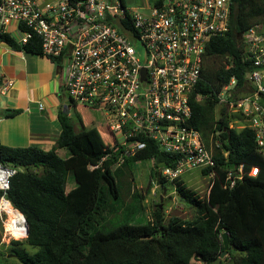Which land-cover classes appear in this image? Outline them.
I'll list each match as a JSON object with an SVG mask.
<instances>
[{
    "label": "trees",
    "instance_id": "16d2710c",
    "mask_svg": "<svg viewBox=\"0 0 264 264\" xmlns=\"http://www.w3.org/2000/svg\"><path fill=\"white\" fill-rule=\"evenodd\" d=\"M231 3L229 32L212 38L206 48L189 120L206 147L214 146L215 177L203 199L181 178L170 182L180 199L196 210V216L167 220L158 204L151 218L142 221L144 197L135 190L129 211L136 220L104 230L107 217L119 212L115 202L122 200L118 182L121 167L153 161L157 168L154 177L165 189L168 180L160 170L173 167L177 157L152 141L134 155L123 157L116 136L105 123L104 128L75 131L69 118L61 114L62 132L49 151L0 143V163L19 169L10 180L6 198L25 217L29 231L25 243L34 249L33 253L14 250L21 264H214L224 251V232L228 233L229 250L221 264H264V158L258 152L254 131L231 128L226 108L216 110V95L222 88L233 78L243 86L252 69V62L245 59L242 37L254 25H264V0ZM0 41L15 50L42 55L39 38L20 45L11 34H0ZM196 94L201 100L195 99ZM18 113L7 110L5 115ZM103 135L113 142L105 148ZM216 143L221 146L216 147ZM63 151L66 153L61 156ZM239 165L245 174L231 188L226 172ZM253 168L258 169L256 175L250 174ZM69 178L75 187L66 191ZM1 239L0 229V243ZM11 245L21 242L12 241Z\"/></svg>",
    "mask_w": 264,
    "mask_h": 264
},
{
    "label": "built area",
    "instance_id": "2783aa9c",
    "mask_svg": "<svg viewBox=\"0 0 264 264\" xmlns=\"http://www.w3.org/2000/svg\"><path fill=\"white\" fill-rule=\"evenodd\" d=\"M232 8L231 0H154L150 13L142 15L122 0H0V34H11L20 45L39 38L42 55L58 65L70 101L65 110L79 107L102 114L123 157L152 141L177 157L173 167L160 170L164 178L173 182L187 172L209 170L203 174L209 191L214 146L207 148L189 125L191 102L206 48L212 38L229 32ZM242 44L252 69L243 86L233 78L222 88L217 105L226 108L231 128L254 131L264 158V25L245 32ZM195 99L201 100L200 95ZM17 171L0 163L4 231L7 214L1 207L10 204L7 191ZM257 172L253 168L250 174ZM244 174L243 165L229 169L230 187Z\"/></svg>",
    "mask_w": 264,
    "mask_h": 264
},
{
    "label": "crops",
    "instance_id": "0c3cea01",
    "mask_svg": "<svg viewBox=\"0 0 264 264\" xmlns=\"http://www.w3.org/2000/svg\"><path fill=\"white\" fill-rule=\"evenodd\" d=\"M10 30L15 32V27L12 26ZM8 82L11 83L9 86ZM69 104L55 60L15 50L0 41L2 145L36 146L45 151L51 150L62 132L60 115L69 117L65 110ZM7 110H17L19 113L6 117Z\"/></svg>",
    "mask_w": 264,
    "mask_h": 264
},
{
    "label": "rangeland",
    "instance_id": "374dc122",
    "mask_svg": "<svg viewBox=\"0 0 264 264\" xmlns=\"http://www.w3.org/2000/svg\"><path fill=\"white\" fill-rule=\"evenodd\" d=\"M124 6L128 10H132L136 14L148 15L150 10L147 9L153 5L154 0H122ZM220 106L217 105L216 110ZM69 120L75 129V131H80L81 129L92 127V122L95 126L104 128L105 119L102 114L87 111L84 109L72 110L69 114ZM101 125V126H100ZM113 142L112 140L106 138L104 135L102 137V147H108ZM65 151L61 152L60 155L64 156ZM156 167L153 161H141L138 163H128L121 167V176L118 178L119 186L121 188L122 200L120 202H115L119 207V212L115 215H109L106 219L104 230H109L118 226L121 223L128 221L132 224L136 220V216L132 218V214L129 209L133 208L134 196L133 193L136 190L143 197V205L145 210L143 211L142 221H148L151 218V213L154 211L158 204H161V208L166 214V219L173 216L181 217L186 220H191L196 216V210L182 201L178 195L175 187L170 181L166 182L165 189L158 184L157 179L154 177ZM181 179L184 181L185 185L193 190L200 198H205L208 193V178L205 177L200 171L194 170L185 173ZM75 187L72 178L68 179L66 185V191ZM112 203L114 201H111ZM11 205V204H10ZM136 205V203H135ZM7 221V216H4V222ZM2 223V222H1ZM1 229V242L2 248L0 252V264H21L14 250L17 248L25 249L26 251L33 253L34 249L26 245L24 239H10L6 237L3 224L0 225ZM12 241H19L21 245H11ZM11 255H14L13 257ZM225 259V258H224ZM222 259V261H224ZM193 264H201L199 261H195ZM224 264H230L226 261Z\"/></svg>",
    "mask_w": 264,
    "mask_h": 264
},
{
    "label": "bare ground",
    "instance_id": "6f19581e",
    "mask_svg": "<svg viewBox=\"0 0 264 264\" xmlns=\"http://www.w3.org/2000/svg\"><path fill=\"white\" fill-rule=\"evenodd\" d=\"M2 212L7 214L5 222V235L12 239H24L26 237V222L25 217L8 202L1 207Z\"/></svg>",
    "mask_w": 264,
    "mask_h": 264
},
{
    "label": "water",
    "instance_id": "95a60500",
    "mask_svg": "<svg viewBox=\"0 0 264 264\" xmlns=\"http://www.w3.org/2000/svg\"><path fill=\"white\" fill-rule=\"evenodd\" d=\"M26 222V219H25ZM26 228H27V232H26V236H28L29 231H28V225L26 222ZM223 243H224V251L220 254L219 258L214 262V264H221L222 259H224L227 256L228 250H229V238H228V233L224 232L221 236ZM12 257L14 255H11Z\"/></svg>",
    "mask_w": 264,
    "mask_h": 264
}]
</instances>
